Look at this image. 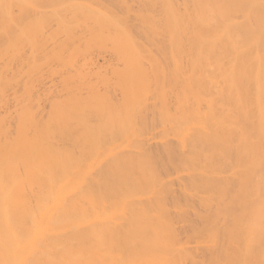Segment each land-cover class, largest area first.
I'll list each match as a JSON object with an SVG mask.
<instances>
[{
	"label": "bare ground",
	"instance_id": "bare-ground-1",
	"mask_svg": "<svg viewBox=\"0 0 264 264\" xmlns=\"http://www.w3.org/2000/svg\"><path fill=\"white\" fill-rule=\"evenodd\" d=\"M0 264H264V0H0Z\"/></svg>",
	"mask_w": 264,
	"mask_h": 264
}]
</instances>
